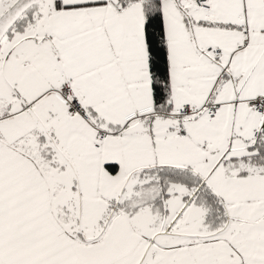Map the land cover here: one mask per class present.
Masks as SVG:
<instances>
[{
  "label": "snow or ice",
  "instance_id": "obj_1",
  "mask_svg": "<svg viewBox=\"0 0 264 264\" xmlns=\"http://www.w3.org/2000/svg\"><path fill=\"white\" fill-rule=\"evenodd\" d=\"M0 264H264V0H0Z\"/></svg>",
  "mask_w": 264,
  "mask_h": 264
}]
</instances>
